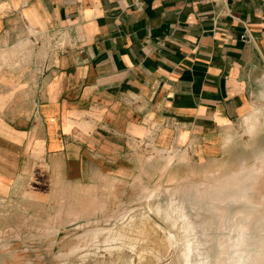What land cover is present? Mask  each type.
<instances>
[{
  "label": "crops",
  "instance_id": "obj_1",
  "mask_svg": "<svg viewBox=\"0 0 264 264\" xmlns=\"http://www.w3.org/2000/svg\"><path fill=\"white\" fill-rule=\"evenodd\" d=\"M262 111L264 0H0L2 200L91 220Z\"/></svg>",
  "mask_w": 264,
  "mask_h": 264
},
{
  "label": "rangeland",
  "instance_id": "obj_2",
  "mask_svg": "<svg viewBox=\"0 0 264 264\" xmlns=\"http://www.w3.org/2000/svg\"><path fill=\"white\" fill-rule=\"evenodd\" d=\"M250 120L203 160L145 148L149 166L131 190L85 222L62 207L0 199V264H184L187 241L190 264H264V111ZM175 207L192 232L183 233Z\"/></svg>",
  "mask_w": 264,
  "mask_h": 264
},
{
  "label": "bare ground",
  "instance_id": "obj_3",
  "mask_svg": "<svg viewBox=\"0 0 264 264\" xmlns=\"http://www.w3.org/2000/svg\"><path fill=\"white\" fill-rule=\"evenodd\" d=\"M155 192V191H154ZM170 203V207H172V201H170L169 202ZM165 205V204H164ZM169 206V205H168ZM170 207H168V209H166V210H164L163 211V214H164V216L167 218V219H171V216H172V214L171 213H173V212H171L170 210H169V208ZM175 209H177L178 211H179V213H177V214H179V221H181V223L183 224V226H182V230L184 231L183 233H185V235H186V233L187 232H192L193 231V227H192V225L188 222V219H187V217L183 214V212L179 209V208H177V207H175ZM175 209H173V210H175ZM176 211V210H175ZM177 211V212H178ZM156 212H158V213H162V210H161V208L160 207H156ZM174 213H176V212H174ZM172 223L175 225L176 224V222H177V220L176 219H172ZM172 226V225H171ZM175 229V228H174ZM182 232V231H181ZM88 234H89V232L87 233V234H85L87 237H88ZM172 234V233H171ZM169 235V237H168V242H169V245H172L173 246V244L175 245V243H173V240H174V236L173 235ZM183 235V237H184V234H182ZM116 237V236H115ZM182 237V236H181ZM177 238V237H176ZM185 238H187L186 236H185ZM191 238V237H190ZM120 239V238H119ZM136 239V238H135ZM129 240V239H128ZM177 240V239H176ZM136 241V240H135ZM175 242V241H174ZM178 242V241H177ZM185 242V241H184ZM193 242V241H192ZM135 243V242H134ZM161 243V242H160ZM185 244V246H184V250L183 251H181V256H182V258L184 259V264H190V254H191V252H192V244L189 242V241H187L186 243H184ZM126 246V245H125ZM176 246V245H175ZM5 249V248H4ZM171 249V248H170ZM75 251H76V249H74ZM9 251V250H8ZM68 257H69V255H67ZM244 256V255H243ZM64 257V256H63ZM66 257V256H65ZM11 258V257H10ZM201 258V257H200ZM244 257H242V259H243ZM171 259V258H170ZM245 259V258H244ZM243 259V260H244ZM203 262V261H202ZM245 262V261H244ZM180 264V263H179ZM199 264H202V263H199Z\"/></svg>",
  "mask_w": 264,
  "mask_h": 264
},
{
  "label": "built area",
  "instance_id": "obj_4",
  "mask_svg": "<svg viewBox=\"0 0 264 264\" xmlns=\"http://www.w3.org/2000/svg\"><path fill=\"white\" fill-rule=\"evenodd\" d=\"M241 38H242L243 41H246L247 36L243 35Z\"/></svg>",
  "mask_w": 264,
  "mask_h": 264
}]
</instances>
